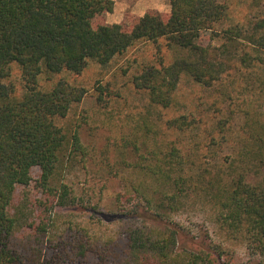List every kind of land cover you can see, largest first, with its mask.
Listing matches in <instances>:
<instances>
[{"label":"trees","instance_id":"obj_1","mask_svg":"<svg viewBox=\"0 0 264 264\" xmlns=\"http://www.w3.org/2000/svg\"><path fill=\"white\" fill-rule=\"evenodd\" d=\"M169 1L170 13L150 9L129 23L100 24L95 19L112 12L114 0H0V264H226L222 244L198 236L181 248L179 229L157 224L188 202L208 205L215 222L264 264V15L234 24L219 0ZM161 39L179 55L168 64L143 63L133 81L150 103L172 106L186 75L215 89L219 110L239 94L243 124L231 128V109L201 148L184 154L175 144L164 150L161 128L145 122L133 166L138 175L126 191L132 208L121 214L117 233L105 240L72 228L54 234L58 209L74 199L67 184L55 183L68 142L56 118L87 89L60 79L43 90L39 75L79 74L90 61L106 66L138 42ZM14 62L25 81L21 98L5 82ZM166 124L181 132L200 127L195 115ZM229 141L230 152L217 156ZM71 145L85 154L78 131Z\"/></svg>","mask_w":264,"mask_h":264},{"label":"rangeland","instance_id":"obj_2","mask_svg":"<svg viewBox=\"0 0 264 264\" xmlns=\"http://www.w3.org/2000/svg\"><path fill=\"white\" fill-rule=\"evenodd\" d=\"M114 1V10L97 17L96 23H129L133 15L140 16L135 11H143L145 7L137 0ZM219 1L229 6V23L247 24L264 15V0ZM167 2L170 3L169 0ZM153 4L164 5L161 0H152L150 5ZM150 9L163 14L171 12L149 8L145 13ZM178 55V51L169 48L164 39L157 43L138 42L106 66L90 61L79 74L64 70L60 73L43 71L39 75V87L43 90H50L60 79L87 89L80 103L74 105L65 117L56 118V123L67 133L68 142L60 155L55 183L67 184L74 199L70 205L58 209L54 234L72 228L73 231H87L91 236L105 240L117 233L123 222L121 214H127L132 208V204L126 202L129 196L126 191L132 189L138 175L133 166L135 159H140V125L145 122L161 128L158 140L164 150L175 144L182 147L184 154L192 153L205 144L209 128L212 125L215 128L218 120L231 115V109L236 111L231 128L239 130L244 120L238 106L242 100L239 94L235 93L232 102L221 103L223 109L219 110V103L215 104L218 98L215 89L184 75L174 103L163 108L152 105L147 92L135 87L133 81L143 63L158 64L164 59L168 64ZM5 82L14 87L17 98L23 96L25 81L18 63L11 64L10 76ZM180 115H195L200 127L187 132L169 129L167 121ZM75 131H78L85 147L84 155L72 151L71 137ZM223 143L217 156L230 152L231 141ZM201 152L206 150L201 149ZM254 180L249 177V181ZM31 202L34 210L37 204L34 200ZM194 204H184L166 222L157 224L179 229L181 248H190L198 236H206L208 243L222 244L224 263L259 264L260 257L253 256L244 242L230 237L215 222L208 205ZM124 206L125 209H122ZM139 212H133L135 222H140Z\"/></svg>","mask_w":264,"mask_h":264},{"label":"crops","instance_id":"obj_3","mask_svg":"<svg viewBox=\"0 0 264 264\" xmlns=\"http://www.w3.org/2000/svg\"><path fill=\"white\" fill-rule=\"evenodd\" d=\"M161 1L164 3L163 7H160L157 4L150 5L151 2H152V0H137L136 2H138L139 5L141 3L142 5H145L146 8L144 7V10L143 11H140V12L139 11H135V12L138 13L140 16H142V15L145 14V11L147 9H149V8H157V9H159L161 11H171V4L168 3L167 0H161ZM117 4H119V1H117ZM116 23H118V22H116Z\"/></svg>","mask_w":264,"mask_h":264}]
</instances>
